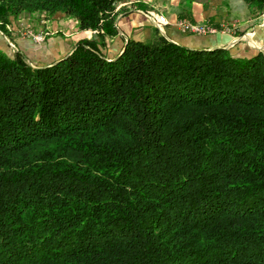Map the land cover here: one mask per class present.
I'll return each mask as SVG.
<instances>
[{"label": "trees", "instance_id": "16d2710c", "mask_svg": "<svg viewBox=\"0 0 264 264\" xmlns=\"http://www.w3.org/2000/svg\"><path fill=\"white\" fill-rule=\"evenodd\" d=\"M264 11V0H245ZM116 0H0L80 30L0 50V264H264V52L118 34Z\"/></svg>", "mask_w": 264, "mask_h": 264}, {"label": "crops", "instance_id": "0c3cea01", "mask_svg": "<svg viewBox=\"0 0 264 264\" xmlns=\"http://www.w3.org/2000/svg\"><path fill=\"white\" fill-rule=\"evenodd\" d=\"M115 5L117 14L115 25L118 34L106 37V45L103 48V52L109 58H115L123 51L129 37L137 40L152 37L156 25L149 17L151 11L164 13L168 17L170 24L165 25L161 33L176 43L189 47L217 44L216 34L199 35L183 32L175 24L178 20H190L217 28L232 24L237 28L229 34L235 36V33L241 31L244 36L250 35L258 44L253 45L247 40L242 43L238 41L230 45L232 52L241 56L251 55L259 49L264 52V11L258 8L257 13H254V6L245 0H116ZM43 22L45 24L40 27V31L51 32V36L43 43L34 41L28 34H19L17 30L12 32L18 49L24 52L34 65L52 64L70 54L79 40L94 39L97 36V31L80 30L75 19L64 16L61 12ZM73 28L77 33L71 38H65L64 31H74ZM195 35L197 36L195 38L188 37ZM0 37L4 38L2 31ZM3 48L4 42L0 38V50Z\"/></svg>", "mask_w": 264, "mask_h": 264}, {"label": "rangeland", "instance_id": "374dc122", "mask_svg": "<svg viewBox=\"0 0 264 264\" xmlns=\"http://www.w3.org/2000/svg\"><path fill=\"white\" fill-rule=\"evenodd\" d=\"M257 9H258V7L257 6H254L253 7V12L254 13H257ZM51 18L52 17H50L49 15H47L46 12H41V11H28V10L27 11H25V10L22 11L21 13H19L15 17L12 16L11 17V22L8 25V33H4L3 32L5 39L3 37H0L2 39V41L4 42V48H3V50H5L6 52H11L12 53L13 50L16 51L18 49V46H17V44L14 41V36L12 35V32L14 30H17L19 34H28L29 36H31V38L33 40H34L33 35L39 34L40 32H43V34L45 35V39L43 41L39 42V43L45 42L46 39L49 36H51V32L48 33L47 30H44V31L41 30L40 31V27L45 24L43 22L44 20L51 19ZM73 29H74V31H68V30H65L64 31L65 38H71L75 33H77L76 32V29L75 28H73ZM234 29L236 30V26L235 25H234ZM188 37L189 38H195L197 36L195 35V36H188ZM234 37H235V39L236 38L239 39V42L240 43H242L245 40H247L248 43H251L253 45H258V44H256L254 42V40L250 37V35H245L244 36L243 35V32H241V31H238L237 33H235V36ZM191 48H193V47H191ZM263 49H264V46H263ZM236 50H238V49H236ZM238 52H240V51H238Z\"/></svg>", "mask_w": 264, "mask_h": 264}, {"label": "built area", "instance_id": "2783aa9c", "mask_svg": "<svg viewBox=\"0 0 264 264\" xmlns=\"http://www.w3.org/2000/svg\"><path fill=\"white\" fill-rule=\"evenodd\" d=\"M149 17L152 20L153 24L156 25V27L161 31H163V27L165 25L170 24V20L164 13L151 11L149 13ZM175 24L180 28V30L189 34H216L218 32L231 33V31L234 29V25L232 26V24L224 25L219 29L208 24L192 22L190 20H178L177 22H175ZM33 37L36 42H41L45 39V35L43 34V32L35 34L33 35Z\"/></svg>", "mask_w": 264, "mask_h": 264}, {"label": "water", "instance_id": "95a60500", "mask_svg": "<svg viewBox=\"0 0 264 264\" xmlns=\"http://www.w3.org/2000/svg\"><path fill=\"white\" fill-rule=\"evenodd\" d=\"M236 39L234 38V36L232 34L218 32V33H216L217 44L214 47L216 48V47L225 46V47L229 48L230 45H233L239 41V39H237V40ZM193 48H195V47H193ZM56 62H58V61H56ZM56 62H54V63H56Z\"/></svg>", "mask_w": 264, "mask_h": 264}]
</instances>
